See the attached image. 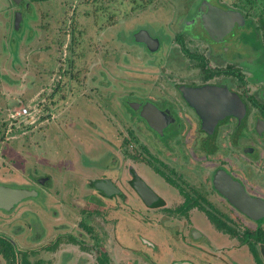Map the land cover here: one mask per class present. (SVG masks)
I'll return each mask as SVG.
<instances>
[{"label": "flooded vegetation", "instance_id": "af4514ba", "mask_svg": "<svg viewBox=\"0 0 264 264\" xmlns=\"http://www.w3.org/2000/svg\"><path fill=\"white\" fill-rule=\"evenodd\" d=\"M210 3L240 12L244 19L240 26L246 24L248 15L243 10ZM202 6L195 10L194 18L195 22L202 23L207 35H191L181 25V33L175 36L177 47L171 50L172 59L166 60L172 65L169 74H164L163 65L152 84L145 80L146 75L133 77L131 82L126 80L130 86L145 89V94L126 100L136 116L123 113L119 118L112 117L120 131L116 139L113 132L105 140L107 147L103 150L109 154L110 161L102 176L86 177L83 173L65 181L61 194L81 195V199L70 197L81 205L71 202L64 209L66 215L75 218L62 221L55 240L47 245L58 243L55 249L61 247L60 264H243L244 260L264 264V241L256 239V234L264 233V217L256 220L243 213L215 185V176L222 170L233 181L241 183L249 195L264 199L261 186L264 175L257 174L259 166L252 175L254 166L244 165L246 162L254 165L260 143H264V75L255 72L257 67L252 68L251 76L243 73L244 65L250 62L255 65L252 60L240 64L239 58L227 59L222 49L228 45L226 38L234 28L223 38L210 36L202 20L207 6L205 3ZM143 30L134 33L135 44L157 52L161 46L159 36L148 31L159 41L156 50H150L145 42L136 39L135 34ZM259 30L262 34L258 35V43L264 45V31ZM185 34L200 41L204 48L189 47ZM248 82L257 86L250 91ZM205 87L227 88L238 95L246 105L245 115L226 116L212 129H205L202 116L184 95L186 89L191 90L188 93L192 97V90ZM135 92L130 90L128 94L134 96ZM134 103L140 107L135 109ZM148 103L158 108V112L148 110L153 126L141 116L143 106ZM207 103H214L212 97ZM56 117L55 110L43 108L36 122L24 124L22 129L30 131L37 125L49 124ZM245 140H251V144L244 145ZM238 147L241 156L231 152L230 157L234 158L225 159L224 154ZM64 167L67 172V164ZM244 169L251 175L245 174ZM100 179H105L106 190L97 185ZM33 181L47 189L51 176L45 174ZM36 187L27 188L37 192L31 198L38 197ZM67 201L66 198L63 204ZM36 218L39 220V215ZM241 222L247 225L243 229ZM29 225L36 226L31 222ZM216 233L236 243L217 247L211 239ZM0 235L13 243L18 259L21 253L28 252L32 262L41 260L43 264L42 259H32L34 250H22L13 236L5 232Z\"/></svg>", "mask_w": 264, "mask_h": 264}, {"label": "rangeland", "instance_id": "374dc122", "mask_svg": "<svg viewBox=\"0 0 264 264\" xmlns=\"http://www.w3.org/2000/svg\"><path fill=\"white\" fill-rule=\"evenodd\" d=\"M208 1L243 10L248 15L244 26L235 23L222 52L230 61L239 58L240 64L252 60L255 65L249 61L250 64L243 66L246 76H251L255 67V72L264 75V45L258 43V35L262 33L255 28L260 24L264 0ZM204 2L21 0L17 3L0 0V183L24 188L36 185L39 190L38 197L25 198L11 210L0 209V232L13 236L20 249L34 250L33 260L60 264L61 247L48 250L46 246L55 240L59 224L70 218L64 209L70 207L71 202L81 205L80 201L70 198L81 199V195L61 194L65 181L83 173L86 177L102 176L110 161L109 154L103 150L107 145L105 140L113 132L116 139L120 131L112 117L119 118L123 113L136 116L126 100L145 94V89L130 86L126 80L131 82L133 77L146 75L145 80L152 84L155 75L161 74L163 65L167 70L164 74H169L172 65L166 60L172 59L171 50L177 47L175 36L181 33V25L191 35H207L202 23L195 22L194 18L195 10L198 6L204 7ZM16 12H21L23 21L18 27L15 26ZM138 29L159 36L161 46L157 52L135 44L133 36ZM184 40L191 48H204L200 41L192 40L187 34ZM256 86L249 83L247 87L251 91ZM130 90L136 91L134 96L128 94ZM43 104L44 108L47 105L55 110L56 119L30 131L14 132L12 138V134L6 133L2 122L6 121L10 110L23 106L41 110ZM243 144H251V140ZM231 152L241 156L240 147L229 150L224 154L228 161L234 158L230 157ZM257 153L254 165L243 164L254 166L255 171H250L252 175L259 166L257 174L264 175V143H260ZM244 170L251 175L248 169ZM45 174L51 176V184L45 186L47 189L33 181ZM66 198L68 204H63ZM30 222L36 224L32 230ZM249 261L242 263L251 264ZM0 264H6L1 254Z\"/></svg>", "mask_w": 264, "mask_h": 264}, {"label": "water", "instance_id": "95a60500", "mask_svg": "<svg viewBox=\"0 0 264 264\" xmlns=\"http://www.w3.org/2000/svg\"><path fill=\"white\" fill-rule=\"evenodd\" d=\"M20 2L21 0H13ZM207 11L202 16L203 25L209 32L210 36L223 38L233 29L236 22L239 25L244 23L243 16L235 10H225L205 0ZM22 22L21 12L15 14V26H20ZM136 39L147 44L150 50H156L159 46L158 39L152 38L148 31L136 33ZM185 91V97L197 109L202 116L204 128L212 129L220 120L226 116L236 115L239 118L246 113V105L242 99L235 93L230 92L227 88L205 87L201 89ZM212 97L214 103L208 105V98ZM135 109L140 107V104L132 105ZM148 110L158 112V108L153 104H146L141 110L143 116L150 125L153 126V121L149 116ZM107 183V182H106ZM103 181L97 183L105 189ZM216 187L224 193L228 199L237 206L243 213L253 219L259 220L264 217V199L249 195L241 183L233 181L225 171L217 172L215 176ZM106 190V189H105ZM33 189L22 187L6 186L0 183V209L10 210L23 199L36 195Z\"/></svg>", "mask_w": 264, "mask_h": 264}, {"label": "trees", "instance_id": "16d2710c", "mask_svg": "<svg viewBox=\"0 0 264 264\" xmlns=\"http://www.w3.org/2000/svg\"><path fill=\"white\" fill-rule=\"evenodd\" d=\"M32 1H44V0H32ZM248 2H252L253 0H247ZM260 24L255 25V28L259 29H263L264 31V8L262 9L261 13H260V19H259ZM74 28V26H73ZM73 39V38H72ZM263 39H264V34H263ZM73 63V61H71V64ZM58 88H60V86H58ZM52 96H54V94H52ZM51 96V97H52ZM43 104L42 109L44 108ZM47 105L45 106V109H47ZM2 125H7V122H2ZM256 239L260 240V241H264V233H260L256 234ZM58 243L53 244L52 246H47V248H52L55 249L57 247ZM252 249L255 251V247H254V243L251 244ZM16 248L13 245V243L11 241H9L8 239H6L5 237H2L0 235V254H2V256L4 257V259L6 260L7 264H42L41 260H37L35 262H32L30 257H29V253L28 252H23L20 254L19 259L17 258V254H16Z\"/></svg>", "mask_w": 264, "mask_h": 264}, {"label": "built area", "instance_id": "2783aa9c", "mask_svg": "<svg viewBox=\"0 0 264 264\" xmlns=\"http://www.w3.org/2000/svg\"><path fill=\"white\" fill-rule=\"evenodd\" d=\"M36 106H38V104ZM40 113L41 110H32L31 106H23L18 110H10L9 116L6 119V133L11 134L15 129L20 130L24 124L28 125L35 123L40 117Z\"/></svg>", "mask_w": 264, "mask_h": 264}, {"label": "crops", "instance_id": "0c3cea01", "mask_svg": "<svg viewBox=\"0 0 264 264\" xmlns=\"http://www.w3.org/2000/svg\"><path fill=\"white\" fill-rule=\"evenodd\" d=\"M112 114H110L111 116ZM211 239L214 241L215 245L217 247H223V246H230L232 243H236V241H230V239L228 238H224L222 234L216 233L214 234V236L211 237ZM214 247V246H213ZM216 248V247H215ZM219 249V248H217ZM246 254L243 253V256H245Z\"/></svg>", "mask_w": 264, "mask_h": 264}]
</instances>
